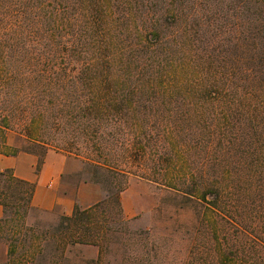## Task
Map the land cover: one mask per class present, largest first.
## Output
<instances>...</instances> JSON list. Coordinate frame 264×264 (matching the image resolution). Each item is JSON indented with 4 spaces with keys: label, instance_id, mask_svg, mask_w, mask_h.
Masks as SVG:
<instances>
[{
    "label": "rangeland",
    "instance_id": "374dc122",
    "mask_svg": "<svg viewBox=\"0 0 264 264\" xmlns=\"http://www.w3.org/2000/svg\"><path fill=\"white\" fill-rule=\"evenodd\" d=\"M240 1H203L205 5L198 9L208 21L194 16L191 9L185 10L186 17L183 18L181 16L176 19L167 13L163 15V7L168 4L166 1L152 2L151 6L149 4L153 11L147 13V18L146 0L0 1V9L12 6L11 10H16L20 16L21 12H27L21 17L25 32L23 36H37L38 55L49 52L54 45L51 38L46 37L52 36L51 33L53 36H114L115 52L118 50L124 54L121 60H116L113 68L114 83H120L127 91H137L133 98L140 103L141 111L149 100L155 102L147 113L137 112L125 118L122 128L114 130L103 125L99 139L89 137L94 128L87 138L82 135V138L76 139L74 135H79L75 133V128L88 124L86 120H58L56 122L62 126L60 132L66 130L67 135L57 137L67 142H78L76 147L70 149L65 148L64 143H52L55 147H50L45 156L44 151H40L37 156L33 155L37 160V173L49 154L48 176H52V170L60 164L64 165L63 173L52 186V197L67 203L51 210L32 206L27 220L29 225L37 221L45 225L52 224L59 216L72 215L77 207L87 210L101 205L98 213L104 231L97 245H77L70 249L67 256L72 264H213L212 251L216 245V236L208 224L211 214L181 194L139 175L140 172L153 175L166 159L170 143L166 137L165 130L169 122L166 119L172 117L171 121L177 123L173 134L175 143L186 148L182 155L194 172L195 182L202 181L201 184L207 188L216 182H226L244 190H249L250 185L253 188L258 185L256 179L250 177L260 172L264 165V116H261L258 108L261 99H264V92L259 93L264 86V66L262 59L259 60L260 56L264 58V34H256L255 28L247 25L246 20L248 15L258 13L259 9L263 12L264 5L253 2L255 6L247 5L246 10H237ZM64 6L69 7L64 12L67 27L64 31H56V25L48 18V14L54 12V8L62 10ZM205 6L207 13L203 11ZM228 6L233 9L227 16L229 33L220 34L221 28L215 16L218 8L226 11ZM85 7L95 9V17L101 18L99 24L87 25V15L93 14V11L86 14ZM209 8L213 11H209ZM105 10L111 11V31L107 29L108 21L102 20ZM39 19L40 24L37 23ZM154 27L157 28L155 38L161 39V44L149 50L140 43L146 38V30ZM250 32L252 35H249ZM161 62L163 66L159 68ZM229 62H235L243 71H237L234 80L227 83L225 77L230 73L222 70V67L228 66ZM183 63L190 66L185 75L180 73V65ZM158 70L163 74L168 73L167 78L171 81L178 73L185 87L190 82L199 84L201 79L202 83L212 86L213 90L238 93L234 97L237 98L236 105L232 106L234 98L229 99L228 92L226 96L219 97L221 101L212 102L214 97L205 101L199 98L202 96L195 95L196 91L188 93L187 90H176L171 98L173 103L165 107L162 97L157 98L146 91L149 77ZM248 77L251 82L245 80ZM171 84L174 90V83ZM248 92L255 95L248 97ZM170 112H173L172 115ZM54 115L57 116V111L50 112V123L55 121ZM110 131L115 138L108 135ZM223 134H226L225 138ZM255 134L262 135L255 139L257 147L252 145ZM124 140L129 141L132 149L127 159L119 147L115 146L116 143L121 145ZM114 142L112 147L111 143ZM9 143H20L16 133H10ZM99 148L114 150L113 155L106 158L111 168L133 174L123 177L86 164L85 161L92 164L105 162ZM31 184L36 188L35 183ZM239 192L243 193L242 190ZM247 226L255 225L249 221ZM219 239L223 240V237ZM1 241L7 246L5 241Z\"/></svg>",
    "mask_w": 264,
    "mask_h": 264
},
{
    "label": "trees",
    "instance_id": "16d2710c",
    "mask_svg": "<svg viewBox=\"0 0 264 264\" xmlns=\"http://www.w3.org/2000/svg\"><path fill=\"white\" fill-rule=\"evenodd\" d=\"M165 1L168 4L167 7L166 5L163 7V15L167 13L174 15L176 19L181 16L183 18L186 17L185 10L191 9L194 16L208 21L198 9L199 6L205 5L203 1L206 0H146V18L149 16L147 13L153 11V8H149L152 2ZM214 1L220 3L222 0ZM253 2L264 5V0H241L236 9L246 10L247 5L255 6ZM68 8L67 6L62 10L54 8V12L48 14V18L56 25V31L66 30L64 12ZM206 8L205 6L203 11L206 12ZM255 8L259 9L257 6ZM11 9L12 6L0 9V157H16L21 153L37 156L40 151H44L45 156L50 147H55L52 143H64L65 148L73 149L78 142H67L64 138L57 137L67 135L66 130L60 132L62 126L56 122L58 120L76 118L86 120L88 124L75 128V133L79 135H74L76 139L82 138V135L87 138L92 128L94 131L89 137L99 139V136H102L103 125L116 130L118 127L122 128L124 119L130 115L144 111L147 113L152 109L155 102L149 100L141 111L140 103L133 98L137 91H127L120 83H114L113 68L116 60L118 58L121 60L124 55L122 51L115 52L114 36H53L51 33L52 36L46 37L51 38L54 45L49 52L38 55L37 36L34 34L23 36L25 32L21 17L23 18L27 12H21L20 16L16 10ZM90 10L93 14L87 15L89 17L87 25L99 24L101 18L95 17V9L86 7L84 9L86 14H90ZM232 10L229 6L226 11L218 8L215 20L220 25V34L229 33L226 23L229 20L227 16ZM108 11H103L102 20L108 21L107 29L111 31L113 20L111 11ZM209 11L213 10L209 8ZM258 11L256 14L248 15L246 23L255 28L256 34L261 35L264 34V11L260 9ZM37 23L40 24V19ZM155 32L157 33L156 27L146 30V38L140 44L149 50L159 46L161 39L155 38ZM183 32L187 34L185 29ZM250 33L249 35H252V32ZM261 59L264 66V58L260 56L259 60ZM162 66L161 62L159 68ZM189 69L190 66L185 63L180 65V73L183 75ZM223 69L230 73L225 77L227 83L234 80L237 71H243L235 62H229L228 66L222 67ZM167 74L161 73L160 70L154 72L146 86V91L165 100L163 104L165 107L173 103L171 98L176 94V90L181 92L187 90L188 93L196 91L195 95L202 96L199 98L205 101L214 97L212 102L221 101L219 97L229 93V90L225 92L226 94L213 90L212 86H206L201 79L198 81L199 84L188 82L189 85L185 87L181 75L177 73L171 81L168 80ZM245 80L251 82L249 77ZM125 82L122 83L126 84ZM171 82L174 83V90ZM261 92H264V86L260 88L259 93ZM248 93H250L248 97L255 95ZM227 95L231 99L237 97L238 93L232 91ZM236 101L237 98L232 100L233 107ZM258 108L261 110V116H264V99H261ZM51 111H57L53 123L49 121ZM170 113L172 115L173 112ZM171 118L166 119L169 121L165 130L166 137L170 139L166 159L153 175L140 172L139 176L181 194L186 200L194 202L198 207L203 206L211 214L208 224L212 234L216 236L214 240L216 245L212 251L213 264H264V165L260 172L250 177L255 178L258 185L255 188L250 185L249 190L240 189L236 184L230 185L226 182L209 183V188L203 186L202 181L195 182L194 172L189 168L186 157L182 155L186 148L175 143L176 138L173 134L176 132L177 123L171 121ZM11 132L16 133L19 144L9 143ZM108 135L115 138L111 131ZM223 135L225 138L226 134ZM254 136L256 138H252V145L257 147L255 139L262 135ZM159 140L160 138L157 142ZM226 142L230 143L228 139ZM83 143L86 142L83 140ZM114 145L115 142L111 143L112 147ZM115 146L119 147V151H122L126 159L132 154L128 140H124L121 145L116 143ZM99 151L105 158L103 164H92L88 161L85 163H89L97 170L112 171L123 177L133 174L129 171H115L107 164L106 158L113 155V149L108 151L106 148H99ZM241 190L243 195L239 192ZM34 192L35 186L18 179L12 170L0 172V205L4 208V217L0 220V240L5 241L8 246L5 264H72L67 256L72 247L97 245L104 231L103 221L98 213L101 205L87 210L77 207L72 215L59 216L52 224L45 225L37 221L29 225L27 220L32 210ZM249 221L255 226H247ZM219 236H222L223 240L219 239Z\"/></svg>",
    "mask_w": 264,
    "mask_h": 264
},
{
    "label": "crops",
    "instance_id": "0c3cea01",
    "mask_svg": "<svg viewBox=\"0 0 264 264\" xmlns=\"http://www.w3.org/2000/svg\"><path fill=\"white\" fill-rule=\"evenodd\" d=\"M50 158L51 154L46 157L45 163L43 164L40 172L37 173V160L33 155L21 153L16 157H0V172L12 170L18 179L36 184L32 206L44 210H51L57 205L67 203L63 199L59 198L56 200L52 197L54 193L52 186L55 185L56 181H58V178L63 173L64 165L60 164V166L54 169V171L52 170L54 174L52 176H48ZM50 183H52V185H49ZM44 193L45 195H43ZM3 217L4 208L0 205V220ZM7 254L8 248L0 240V263H6Z\"/></svg>",
    "mask_w": 264,
    "mask_h": 264
}]
</instances>
